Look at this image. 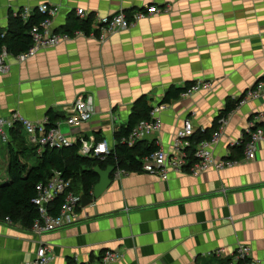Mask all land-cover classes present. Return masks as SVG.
Segmentation results:
<instances>
[{
    "label": "crops",
    "instance_id": "1",
    "mask_svg": "<svg viewBox=\"0 0 264 264\" xmlns=\"http://www.w3.org/2000/svg\"><path fill=\"white\" fill-rule=\"evenodd\" d=\"M44 3L59 8L58 31L78 9L93 16L149 5L169 10L105 41L79 36L25 63L10 57V71L0 74V118L18 112L43 122L53 112L70 139L113 144L139 97L154 107L171 87L210 83L158 114L162 129L144 140L169 148L185 120L195 132L212 128L227 100L243 96L264 74V0H0V28H9L17 10ZM79 96L92 98L95 113L73 130L66 108ZM227 118L213 147L220 159L231 157L250 123L264 128V96ZM7 168L8 144L0 142L1 180ZM240 245L251 248L252 264H264V143L254 160L221 171L172 172L167 180L142 171L115 174L100 198L81 207L78 224L50 234L0 220V264L31 263L41 246L49 247L52 264H101L108 250L122 256L111 264H221Z\"/></svg>",
    "mask_w": 264,
    "mask_h": 264
},
{
    "label": "built area",
    "instance_id": "2",
    "mask_svg": "<svg viewBox=\"0 0 264 264\" xmlns=\"http://www.w3.org/2000/svg\"><path fill=\"white\" fill-rule=\"evenodd\" d=\"M169 7L156 5L145 6L143 10L128 12L119 11L110 16L93 17L92 30L89 34L82 30L76 31L73 35L63 33L54 28V18L59 14V8L53 4H40L35 8L25 7L17 10L15 16L21 17L24 21L37 11L46 15V19L35 25L31 30L32 45L30 48L18 55H10L5 48L0 52V74H7L10 71L8 59L10 57L19 63L37 56L42 50L56 47L68 40L79 36H88L105 41L109 36L118 32L125 31L134 26L137 22L168 12ZM76 15L81 19H86L89 14L84 9L76 10ZM212 85L208 82H195L184 91L180 98H189L196 93L211 89ZM264 96V74L255 85L247 90L239 102V106L246 104L250 100H258ZM236 99V98H233ZM168 107V104H160L153 107L149 120L140 122L123 142L129 147L134 146L147 136L159 132L162 129V121L159 113ZM66 124L73 130L80 129L84 123L89 122L95 113L92 98L79 96L75 102L66 108ZM49 118L43 122H33L24 118L20 113L15 112L10 117L0 118V142L8 144L10 131L20 125L25 133L29 144L40 147V149L63 148L79 144L78 153L80 156L88 158H100L104 160L111 154L115 147L114 143L107 140L98 141L96 137H83L72 140L64 134L59 125L48 127ZM228 118L220 120V128L213 135L211 141L195 142L191 139L195 135L194 124L190 120L183 122V127L177 132L176 137L169 148H159L151 156L143 159L142 172L158 176L167 180L172 172L178 173H202L206 171H221L234 166L240 161H252L256 158L261 144L264 143V128L255 122L249 124L247 130V142L244 146L243 157L241 159L217 158L214 156L213 147L224 135ZM237 142L233 146L238 145ZM126 174L123 170H116L114 175ZM37 195L34 204L38 209V217L34 220L30 230L37 236L50 234L65 228L74 226L79 222V211L82 207V195L72 190V181L65 179L60 172H55L53 177L44 183L38 184ZM59 196H64V201L58 215L54 216L49 212V205ZM5 221L13 224L12 220L6 218ZM223 253V252H222ZM221 254V252H218ZM235 255V256H234ZM251 248L247 245L238 246L236 253L232 255L229 263L221 264H252L250 261ZM122 256L113 251H106L101 257V264H111ZM53 256L48 246H41L37 250L36 258L28 264H52Z\"/></svg>",
    "mask_w": 264,
    "mask_h": 264
},
{
    "label": "trees",
    "instance_id": "3",
    "mask_svg": "<svg viewBox=\"0 0 264 264\" xmlns=\"http://www.w3.org/2000/svg\"><path fill=\"white\" fill-rule=\"evenodd\" d=\"M93 17L89 15L88 18L81 20L73 12L68 17L67 25L60 29V32L73 35L76 31L82 30L89 34L92 30ZM45 19L46 15L37 11L27 22L11 14L9 28H0V52L3 48L12 56L26 52L32 45V28ZM193 84L189 82L181 88L171 87L162 98L161 104H170L180 99L181 94ZM241 98L242 96L237 99H228L213 127L196 132L191 140L198 143L205 140L211 141L220 128V120L226 118L238 106ZM152 110V100L146 95L134 102L128 123L115 132V147L104 160L80 156L79 144L60 149L48 147L40 149L29 144L22 127L17 125L10 131L7 178L3 180L4 182H0V220L9 218L13 223H19L23 228L30 229L39 215L33 202L37 195L36 188L38 184L53 177L55 172H60L65 179L72 181V190L75 193L88 198H92L93 190L99 182V176L95 172L97 166L103 170L111 166L126 173L141 172L143 159L155 153L159 146L156 142L142 140L129 147L123 139L128 138L140 122L149 120ZM48 118L49 128L55 127L60 120V117L53 112H49ZM247 137L246 133L240 143L232 148L231 158L243 157ZM63 201L64 196L56 198L49 205V212L54 216L58 215ZM67 264H77V262L69 259Z\"/></svg>",
    "mask_w": 264,
    "mask_h": 264
},
{
    "label": "water",
    "instance_id": "4",
    "mask_svg": "<svg viewBox=\"0 0 264 264\" xmlns=\"http://www.w3.org/2000/svg\"><path fill=\"white\" fill-rule=\"evenodd\" d=\"M116 169L114 167H108L103 170L100 167L95 168L96 174L99 176V182L96 184L93 190V198L82 196V206L87 207L92 204L93 200L100 198V196L110 187L112 184V177Z\"/></svg>",
    "mask_w": 264,
    "mask_h": 264
},
{
    "label": "rangeland",
    "instance_id": "5",
    "mask_svg": "<svg viewBox=\"0 0 264 264\" xmlns=\"http://www.w3.org/2000/svg\"><path fill=\"white\" fill-rule=\"evenodd\" d=\"M2 167L4 168V167H5V165H4V164H2V165H1V168H2ZM2 181H3V180H1V179H0V182H2Z\"/></svg>",
    "mask_w": 264,
    "mask_h": 264
}]
</instances>
